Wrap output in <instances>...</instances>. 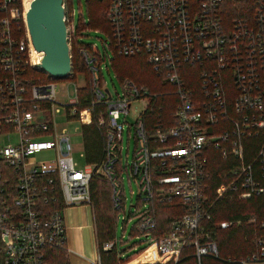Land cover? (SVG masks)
Wrapping results in <instances>:
<instances>
[{
	"label": "built area",
	"instance_id": "obj_1",
	"mask_svg": "<svg viewBox=\"0 0 264 264\" xmlns=\"http://www.w3.org/2000/svg\"><path fill=\"white\" fill-rule=\"evenodd\" d=\"M26 11L25 0H0L5 13L0 68L6 73L0 76V264H52L51 249L66 247L63 210L78 205L92 210L89 182L96 175L108 183L115 211L125 213L123 171L137 185L134 232L147 246L124 261L113 238L96 241L97 258L90 264H101L99 248L115 250L121 264L143 254L147 261L135 264H264L261 236L245 256L220 254L215 229L243 224L241 219L211 224L209 162L213 149L225 163L219 197L228 192L247 200L264 193V0H109L107 47L113 57L137 58L161 85L171 87L175 103L162 118L154 115L155 95L145 84L124 78L121 92L112 96L100 69L107 55L77 41L79 30L89 27L85 19L75 26L71 14V23L64 16L67 37L89 76L86 107L79 108L78 96L85 79L73 98H58L57 83L75 79L72 68L65 79L46 74L47 81L28 86L19 78L20 68L37 69L42 56L32 58ZM20 20L25 38L15 41L11 23ZM138 102L142 109L127 123L126 114ZM60 105L67 120L81 125L103 107L97 114L105 129L99 164L76 167L69 135L55 130ZM125 128L134 149L123 165ZM40 152H50L51 158L38 160ZM164 204L183 212L159 230L158 207ZM258 226L264 228V222Z\"/></svg>",
	"mask_w": 264,
	"mask_h": 264
},
{
	"label": "trees",
	"instance_id": "obj_2",
	"mask_svg": "<svg viewBox=\"0 0 264 264\" xmlns=\"http://www.w3.org/2000/svg\"><path fill=\"white\" fill-rule=\"evenodd\" d=\"M65 2V8L70 10L69 0H63ZM67 2V3H66ZM109 0L102 1H92L87 0V14H88V24L87 27L101 28L107 34L108 25L104 18L103 12L108 6ZM5 13H0L3 16ZM11 34L12 39L19 41L25 38V28L23 22L20 20L18 23H11ZM112 68L119 78L122 80L124 78H130L135 82L145 84L149 88L152 95H155V101L158 106L157 111L154 115L156 117L165 114H171V108L175 103V97L171 94L169 85H161L158 78L150 71V69L143 64L137 58H128L124 56H114L112 59ZM74 64L72 63V69ZM86 73L87 69L84 67ZM150 74L155 78L154 81H146L144 77ZM88 74V73H87ZM6 75L0 68V76ZM19 78L25 79L28 86H33L38 82L47 81V76L38 69L32 68L30 66H23L20 68ZM80 99V109L86 107L83 102L85 99L90 98L89 90L87 88H82L78 92ZM168 105V106H167ZM104 111L103 107H98L96 110L89 115L86 123L81 125V133L83 138V153L85 157L86 164L97 165L101 162L104 156L103 146L105 143V129L102 126H98V112ZM214 153V155H213ZM252 152H249L248 156ZM212 154V155H211ZM217 152H213L211 149L210 157L213 160ZM218 167L220 169L225 168V163L219 161ZM213 170L214 166H210ZM213 177L211 180L212 189L214 195L211 194V224H215V217L218 215L219 219H241L242 227H230L223 230L215 229V239L217 241L218 249L223 256L241 257L249 254L254 248V238L261 236L264 238V228H259V224L264 222V193L252 197L247 200H240L236 196H229L228 192L224 193L219 197V192L223 187V181L218 174L212 173ZM217 189V190H216ZM89 191L92 202V210L95 212L94 218V230L97 244H101L104 241L113 238L115 230V218L117 211L113 208L110 201V187L108 183L102 179L100 176H94L89 182ZM217 197L215 202H213L214 197ZM59 202V196L57 199ZM173 204L160 205L158 208V229L165 228L167 225V220L173 215L182 213L172 211ZM255 220L254 224L248 225L247 221L252 218ZM99 256L101 264H121L116 255L115 250L104 251L99 248ZM145 255H141L135 260L128 264H135L140 260L146 262ZM130 259H126L127 261ZM52 264H68L66 247L51 249V258L49 259Z\"/></svg>",
	"mask_w": 264,
	"mask_h": 264
},
{
	"label": "rangeland",
	"instance_id": "obj_3",
	"mask_svg": "<svg viewBox=\"0 0 264 264\" xmlns=\"http://www.w3.org/2000/svg\"><path fill=\"white\" fill-rule=\"evenodd\" d=\"M96 1V0H92ZM102 1V0H97ZM70 7H68L70 10L68 11L67 7L65 8V2L64 9H65V17L68 18V23H71L70 21V14L72 15V22L75 26H79L82 19H85V23L88 24V14H87V0H69ZM67 3V2H66ZM104 15V12H103ZM71 38V36H70ZM69 39V38H68ZM106 35L101 28L91 27V28H83L79 30V35L77 41L81 44H92L96 47L97 51L101 54L106 56L105 60H102L100 63V69H101V75L102 79L105 82V87L109 89L113 97H116L118 93L121 92V85L120 80L115 74L111 60L113 59V56L111 55V52L109 48L107 47ZM68 45L70 49L71 54V68L72 63L74 64L73 71L76 73L75 79L73 80H67L65 83L62 81H59L56 85V89L59 90L58 98L60 100H63V102H67L68 99L74 97V89L75 87H82L84 84V79L86 80L85 86L83 88H87L88 90V74L84 70L85 65L83 62L78 58L73 38L68 40ZM146 81H154L155 78L152 77L149 73L146 77H144ZM68 94V96H67ZM67 96V98H66ZM60 110L57 112L54 116V124H55V130L56 133H60L61 131L67 132L69 135V143L71 145V156L72 159L76 165L77 168H83L86 164L84 153H83V138L81 133V123L77 120H67L63 116L64 107L59 106ZM143 107L142 102L134 103L132 107L129 109L128 114L125 116V121L127 123H133L135 120L136 113L140 111ZM52 137H46L45 139H49ZM128 146L129 153L126 155V147ZM134 149V141L133 139L127 140V131L125 128L124 131V140H123V150H122V160L123 165L125 162V158H127L129 161L132 159V152ZM214 152V151H213ZM218 154V153H217ZM212 155V154H211ZM214 155V153H213ZM216 155V154H215ZM38 160H45L51 158L50 152H40L38 154H35ZM210 157V165L214 166L213 170H211L212 173L216 172V175H220L222 178V181L224 182L223 177V170L218 167V159L219 154L214 156L213 160ZM223 162V161H222ZM211 168V167H210ZM123 177V188H124V196H125V213L120 211L116 214L115 218V230L113 239L116 242V249L120 253V258L123 260L130 259L140 253L142 249H144L147 246L146 242H141L143 240L141 235H138L134 232L135 224L138 221L137 212L135 211V205L137 201L138 196V189L136 182L134 180L128 181L125 171L122 172ZM214 195V193L212 194ZM237 198V197H236ZM239 199V198H238ZM242 200V199H240ZM131 204L133 205L131 207ZM92 212V219L94 221L95 212L91 210ZM250 218L246 224L251 225ZM227 219H219L218 215L215 217V224H219L222 221H226ZM231 220V219H228ZM242 227V226H241ZM223 230V229H218ZM255 239V238H254ZM253 239V240H254ZM68 255V252H67ZM77 257V256H76ZM81 258V257H79Z\"/></svg>",
	"mask_w": 264,
	"mask_h": 264
},
{
	"label": "water",
	"instance_id": "obj_4",
	"mask_svg": "<svg viewBox=\"0 0 264 264\" xmlns=\"http://www.w3.org/2000/svg\"><path fill=\"white\" fill-rule=\"evenodd\" d=\"M64 16L63 0H32L25 13L31 43L43 53L36 68L54 80L67 78L71 70Z\"/></svg>",
	"mask_w": 264,
	"mask_h": 264
},
{
	"label": "crops",
	"instance_id": "obj_5",
	"mask_svg": "<svg viewBox=\"0 0 264 264\" xmlns=\"http://www.w3.org/2000/svg\"><path fill=\"white\" fill-rule=\"evenodd\" d=\"M63 215L68 264H90L95 261L97 248L90 207L88 205L66 207Z\"/></svg>",
	"mask_w": 264,
	"mask_h": 264
},
{
	"label": "bare ground",
	"instance_id": "obj_6",
	"mask_svg": "<svg viewBox=\"0 0 264 264\" xmlns=\"http://www.w3.org/2000/svg\"><path fill=\"white\" fill-rule=\"evenodd\" d=\"M31 1L32 0H25V8H29V5H30V3H31ZM32 51H33V59L36 61V60H38L41 56H42V53L40 52H35V50L34 49H32Z\"/></svg>",
	"mask_w": 264,
	"mask_h": 264
}]
</instances>
